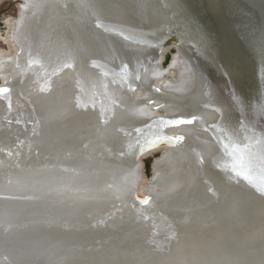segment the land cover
<instances>
[{
  "label": "bare ground",
  "instance_id": "1",
  "mask_svg": "<svg viewBox=\"0 0 264 264\" xmlns=\"http://www.w3.org/2000/svg\"><path fill=\"white\" fill-rule=\"evenodd\" d=\"M157 1L162 12L151 4L141 8L146 21L129 12L133 0H98V6L117 13L119 28L140 30L153 55L170 43L192 55V91L201 96L184 100L188 110L181 113L172 103L159 115L137 107L148 122L126 143L133 163L161 149L176 151L186 176L162 175L164 155L156 159L146 191L123 186L131 189L128 204L141 224H111L77 216L23 178L37 174V157L57 135V121L45 120L49 111L74 90L95 91L124 65L106 59L104 36L83 8L71 16V7H64L72 17L64 26L53 0H17L10 35L16 50L0 57V88L9 89L0 94V264H264V165L256 162L264 154V0ZM69 24L83 50L73 75L60 71L72 47L47 42ZM131 83V90L141 87L138 79ZM155 90L152 105L174 95ZM177 119L192 122L168 123ZM157 137L168 147L147 143ZM172 137L183 139L169 143ZM225 144L253 159L254 183L232 171Z\"/></svg>",
  "mask_w": 264,
  "mask_h": 264
},
{
  "label": "rangeland",
  "instance_id": "2",
  "mask_svg": "<svg viewBox=\"0 0 264 264\" xmlns=\"http://www.w3.org/2000/svg\"><path fill=\"white\" fill-rule=\"evenodd\" d=\"M134 1L133 5L128 3L134 7L129 12L138 13L140 20L147 16L141 10L146 5L151 4L153 12L164 10L157 0ZM51 6L64 26L72 18L64 13V7H71V16L76 8H83L104 36V56L114 64L122 63L124 71L107 73L95 91H72L59 108L49 111L45 120L57 121V135L37 157L34 164L37 174L23 179L38 185L40 190L77 216L97 218L111 224H141V219L128 204L131 189L125 191L123 186L130 183L139 191H146L151 185L149 182L152 183L155 160L163 155L160 163L162 175L180 181L186 176V168L174 150L165 152L161 149L141 157L137 163L132 162L126 143L141 125L148 122L147 115L136 111V108L148 106L154 115H159L163 113L164 106L172 103L180 107L179 113L186 112L184 100L195 99L202 94L192 91L195 89L190 64L192 55L177 48L175 51L173 47L161 51L158 56L153 55L146 48L147 41L142 39V32L136 28L134 31L119 28L117 13L103 10L98 6V0H53ZM18 14L17 0H0V57L15 53L16 47L10 35ZM123 16L131 20L130 14L125 16L122 13ZM125 23V19L121 20V24ZM66 29V32L48 36L47 42L55 45L66 42L72 47L69 61L61 66L60 71L66 70L73 75L82 60L83 50L76 45L73 27L69 24ZM174 59L180 61L176 67L172 64ZM101 65L95 64L97 70L104 69ZM132 78L138 79L141 87L131 90ZM3 80L4 76H0V85ZM158 87L174 95L152 105L154 100H158L155 90ZM174 198L175 194L168 197Z\"/></svg>",
  "mask_w": 264,
  "mask_h": 264
},
{
  "label": "snow or ice",
  "instance_id": "3",
  "mask_svg": "<svg viewBox=\"0 0 264 264\" xmlns=\"http://www.w3.org/2000/svg\"><path fill=\"white\" fill-rule=\"evenodd\" d=\"M9 89L7 88H0V94L7 93ZM192 121L184 120V119H177L168 121L169 124L172 125H179L184 123H191ZM183 137H172L169 138L168 142L171 143L173 140H182ZM160 142V138L157 137L156 139H152L147 141L152 146H156ZM228 154L232 157V171H234L237 175L242 176L245 180H248L250 183H254L253 178L250 174L251 168L253 167V159L248 158L246 159L243 155H238L239 146H231L229 147L227 144L224 145ZM247 147V146H246ZM256 162L261 165H264V154L256 158ZM262 187H264V181L261 182ZM143 203H148V198H144L142 200Z\"/></svg>",
  "mask_w": 264,
  "mask_h": 264
},
{
  "label": "water",
  "instance_id": "4",
  "mask_svg": "<svg viewBox=\"0 0 264 264\" xmlns=\"http://www.w3.org/2000/svg\"><path fill=\"white\" fill-rule=\"evenodd\" d=\"M168 46L173 47V48L175 49V51H176V45H175L174 43L167 44L166 46H164V49H165L166 47H168ZM157 147H158V148H163V147H168V146H167L166 144H164L163 142H160V144H159ZM154 149H155V148H154ZM147 151H149V150H147ZM134 195H135L138 199H140V200H142V199L145 198V195H143V194H141V193L134 192Z\"/></svg>",
  "mask_w": 264,
  "mask_h": 264
},
{
  "label": "flooded vegetation",
  "instance_id": "5",
  "mask_svg": "<svg viewBox=\"0 0 264 264\" xmlns=\"http://www.w3.org/2000/svg\"><path fill=\"white\" fill-rule=\"evenodd\" d=\"M173 151V150H172Z\"/></svg>",
  "mask_w": 264,
  "mask_h": 264
}]
</instances>
